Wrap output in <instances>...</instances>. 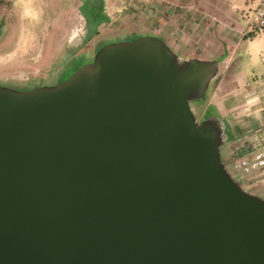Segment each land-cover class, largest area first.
Segmentation results:
<instances>
[{
  "label": "water",
  "instance_id": "95a60500",
  "mask_svg": "<svg viewBox=\"0 0 264 264\" xmlns=\"http://www.w3.org/2000/svg\"><path fill=\"white\" fill-rule=\"evenodd\" d=\"M80 69L0 87V264H264V201L189 106L213 69L153 38Z\"/></svg>",
  "mask_w": 264,
  "mask_h": 264
},
{
  "label": "crops",
  "instance_id": "0c3cea01",
  "mask_svg": "<svg viewBox=\"0 0 264 264\" xmlns=\"http://www.w3.org/2000/svg\"><path fill=\"white\" fill-rule=\"evenodd\" d=\"M133 3L129 9L122 6L112 13L104 8L105 20L94 33L90 20L84 19L85 29L78 44L70 50L58 47L49 58L37 49L29 29L19 51L21 55L16 54L10 63L12 70L29 76L32 83L39 85L49 78L57 85L71 71L90 65L104 47L153 38L181 64L195 61L201 67L213 69L201 93L189 100V106L214 133L222 165L227 167L262 149L264 32L241 36L245 12L257 0H133ZM33 17L35 21L39 18ZM17 50L15 47L11 52ZM40 52L42 58L37 59ZM42 87L45 86L37 88Z\"/></svg>",
  "mask_w": 264,
  "mask_h": 264
},
{
  "label": "rangeland",
  "instance_id": "374dc122",
  "mask_svg": "<svg viewBox=\"0 0 264 264\" xmlns=\"http://www.w3.org/2000/svg\"><path fill=\"white\" fill-rule=\"evenodd\" d=\"M133 4V0H0V87L20 92L41 85L54 87L55 82L48 81L49 78L38 85L32 83L29 76L12 70L10 63L14 56L21 55L19 51L24 46L29 29L35 37L37 49L49 58L58 47L64 50L66 46L65 49L70 50L78 44L85 29L84 19L90 20L94 33L95 28L105 20L104 8L112 13L122 6L129 9ZM35 15L39 17L37 21L33 17ZM15 47L19 50L12 53ZM36 58H42L41 52ZM79 69L71 71L60 82Z\"/></svg>",
  "mask_w": 264,
  "mask_h": 264
},
{
  "label": "built area",
  "instance_id": "2783aa9c",
  "mask_svg": "<svg viewBox=\"0 0 264 264\" xmlns=\"http://www.w3.org/2000/svg\"><path fill=\"white\" fill-rule=\"evenodd\" d=\"M264 32V0L245 12V26L241 36ZM179 64L180 61L177 60ZM182 65V64H181ZM195 122L200 118L192 111ZM230 179L241 190L264 201V147L251 156L237 159L224 167Z\"/></svg>",
  "mask_w": 264,
  "mask_h": 264
}]
</instances>
